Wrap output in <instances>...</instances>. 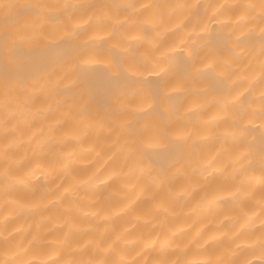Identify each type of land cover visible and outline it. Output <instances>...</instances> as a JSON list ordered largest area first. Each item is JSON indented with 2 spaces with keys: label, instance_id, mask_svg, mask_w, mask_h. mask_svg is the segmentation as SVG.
Returning a JSON list of instances; mask_svg holds the SVG:
<instances>
[{
  "label": "bare ground",
  "instance_id": "1",
  "mask_svg": "<svg viewBox=\"0 0 264 264\" xmlns=\"http://www.w3.org/2000/svg\"><path fill=\"white\" fill-rule=\"evenodd\" d=\"M0 264H264V0H0Z\"/></svg>",
  "mask_w": 264,
  "mask_h": 264
}]
</instances>
